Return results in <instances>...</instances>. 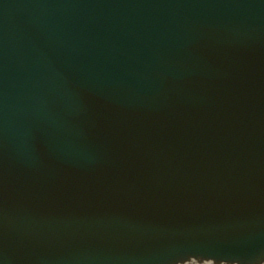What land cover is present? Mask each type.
<instances>
[{
	"label": "water",
	"instance_id": "95a60500",
	"mask_svg": "<svg viewBox=\"0 0 264 264\" xmlns=\"http://www.w3.org/2000/svg\"><path fill=\"white\" fill-rule=\"evenodd\" d=\"M0 264H264V0H0Z\"/></svg>",
	"mask_w": 264,
	"mask_h": 264
}]
</instances>
